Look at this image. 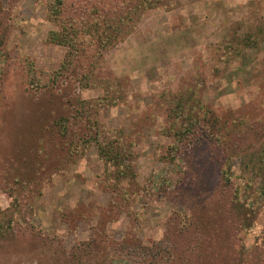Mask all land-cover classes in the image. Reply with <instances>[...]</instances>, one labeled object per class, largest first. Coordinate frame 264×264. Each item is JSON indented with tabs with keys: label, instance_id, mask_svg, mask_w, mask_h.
<instances>
[{
	"label": "rangeland",
	"instance_id": "1",
	"mask_svg": "<svg viewBox=\"0 0 264 264\" xmlns=\"http://www.w3.org/2000/svg\"><path fill=\"white\" fill-rule=\"evenodd\" d=\"M92 242L264 264V0H0V264Z\"/></svg>",
	"mask_w": 264,
	"mask_h": 264
},
{
	"label": "trees",
	"instance_id": "2",
	"mask_svg": "<svg viewBox=\"0 0 264 264\" xmlns=\"http://www.w3.org/2000/svg\"><path fill=\"white\" fill-rule=\"evenodd\" d=\"M92 245H93V242L92 243H89V244H85V246L84 247H80L79 249H78V252H79V255H78V257H76V261L75 262H73V263H71V262H67L66 264H85V263H87V264H89L88 263V260L87 261H83V260H81V258L82 257H84V256H86V254H88V252L90 253V251L92 250ZM165 250H166V252H165ZM168 250L169 249H167L166 247H164L163 245H162V247L157 251V254H163V253H167L168 252ZM128 252H130V253H128V254H130V255H132L131 253H133L132 251H130V250H127ZM169 254H171V252H169ZM155 256V255H154ZM75 258V257H74Z\"/></svg>",
	"mask_w": 264,
	"mask_h": 264
}]
</instances>
